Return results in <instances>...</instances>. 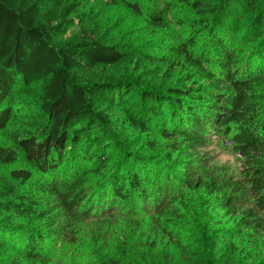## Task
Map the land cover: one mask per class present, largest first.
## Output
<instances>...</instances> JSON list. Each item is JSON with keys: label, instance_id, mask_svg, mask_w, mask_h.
<instances>
[{"label": "trees", "instance_id": "trees-1", "mask_svg": "<svg viewBox=\"0 0 264 264\" xmlns=\"http://www.w3.org/2000/svg\"><path fill=\"white\" fill-rule=\"evenodd\" d=\"M174 1L191 12V32L164 45L165 9L135 0H0V132L13 125L0 167L20 155L25 164L0 173V264H18L9 261L16 239L28 245L19 261L54 264L38 250L36 230H54V218L79 220L89 177L127 201L166 189L170 167L184 188L155 208L157 235L174 245L182 238L199 264H264V66L253 75L240 68L247 51L263 50L264 0ZM229 5L234 23L221 17ZM98 6L126 12L129 31L150 50L96 23ZM230 28L228 47L217 32ZM68 30L70 38L53 43ZM206 34L219 49L218 72L196 49ZM206 123L228 142L237 168L205 157ZM196 161L207 163L193 172ZM77 164L62 190L33 178H69Z\"/></svg>", "mask_w": 264, "mask_h": 264}, {"label": "rangeland", "instance_id": "rangeland-1", "mask_svg": "<svg viewBox=\"0 0 264 264\" xmlns=\"http://www.w3.org/2000/svg\"><path fill=\"white\" fill-rule=\"evenodd\" d=\"M135 2L143 9L146 7L165 9V20L169 25L166 31L159 33L158 39L155 38L158 42H162L164 45H174L189 36L191 31L189 32L188 24L185 21L191 16V12L184 4L178 5L174 0H135ZM228 8L230 11L226 14L222 13L221 17H226L229 22L234 23L238 16L237 12L234 14L236 9L232 5H229ZM96 10L93 20L103 28H107L109 33L115 35L118 32L124 33L125 39L132 38L136 51L148 52L150 50L148 39L138 35L137 29L129 31V17L126 12L119 8L106 6H98ZM232 30L233 28H230L217 32L218 36L224 38L228 47L231 37H235ZM72 34L73 32L68 30L63 34L54 35L53 43L66 40ZM199 39L200 43L196 49L204 51L211 61V67L218 72L214 65L219 49H216L212 44L209 34L201 36ZM262 49V51L246 52L242 57L241 73L251 70L250 74L253 75L257 72L258 66H264V47ZM262 69L264 70V67ZM12 128L13 125L9 124L0 132V143L10 142ZM189 129L191 128L189 127L187 130ZM205 132L207 141L204 146V154L205 157H210L208 161L226 163L232 169L237 168L238 163L231 155L228 142L221 138L218 129L214 131L213 127L206 123ZM206 163L196 161L195 169L190 168L194 172ZM20 167H25L21 155L16 162L1 166L0 173L6 174L8 170ZM80 169L81 164L73 166L68 174L69 178H65V172L61 171L47 174L33 172V178L39 183L56 182L62 190L65 181L76 177ZM167 174V178L172 181L166 189L153 192L148 188L146 196L131 195L127 201L117 199L104 182H98L89 177L85 183L86 197L77 204L75 210L79 220L64 221L54 218L53 220H57L53 225L54 230L48 231V224L39 227L36 233L43 239L38 242V250L43 255H47L54 264H199L196 253L183 250L182 238L180 243L174 245L171 239L165 235L159 237L154 230L157 225L155 222L158 219L154 213L155 208L164 205L167 196L180 195L184 188L183 184L175 182L177 180L176 168L170 167ZM166 186L167 184H164L163 187ZM192 201L195 202V200ZM178 234L179 231L176 229L175 235L178 236ZM10 243L14 250L13 254L20 257H12L16 258L14 260L9 258V261L20 264L21 252L27 249L28 245L17 239L11 240ZM204 248L206 250V247ZM21 263L25 264V262Z\"/></svg>", "mask_w": 264, "mask_h": 264}]
</instances>
